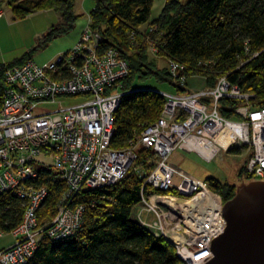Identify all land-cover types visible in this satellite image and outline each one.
Segmentation results:
<instances>
[{"label":"built area","instance_id":"built-area-1","mask_svg":"<svg viewBox=\"0 0 264 264\" xmlns=\"http://www.w3.org/2000/svg\"><path fill=\"white\" fill-rule=\"evenodd\" d=\"M2 12H0V18ZM149 27L145 43L151 54L158 48ZM74 47L46 64L27 60L4 70L0 107V194L11 193L25 202L22 221L8 234L11 246L0 249V264H27L42 237L67 239L83 226L84 208L71 207L80 190L110 187L130 171L142 172L134 163L137 146L151 151L154 166L144 178L140 202L131 219L153 236L174 248L183 264H203L213 256L214 238L224 232L223 201L205 180L173 169L167 160L176 151L193 153L210 164L227 154L242 158L244 176L264 181V107L254 106L248 94L219 76L215 87L169 93L155 90L165 98L159 119L146 127L136 146L111 149L114 115L124 92L121 81L130 68L117 50L99 53V34L84 28ZM134 44L133 35L130 37ZM172 84L187 88L185 66L167 61ZM78 97L70 107L46 111L62 98ZM221 99L238 102L234 117L223 118ZM241 166V167H242ZM48 170L54 181L64 185L52 221L39 226L37 212L48 196L45 185L33 184L40 172ZM174 175L179 183L173 184ZM250 182V181H248ZM248 182H244L248 183ZM144 186L152 192L144 193ZM7 235L0 230V237Z\"/></svg>","mask_w":264,"mask_h":264},{"label":"trees","instance_id":"trees-1","mask_svg":"<svg viewBox=\"0 0 264 264\" xmlns=\"http://www.w3.org/2000/svg\"><path fill=\"white\" fill-rule=\"evenodd\" d=\"M155 1L95 0L89 13V28L101 38L99 53L117 50L130 68L127 78L121 81L124 95L114 115V135L109 146L115 151L131 147L163 111L165 98L147 88V83L165 85L172 93L187 90L172 84L167 67L160 69L149 58L145 43L149 27L154 28L150 36L157 45V56L184 64L188 79L206 78V87L213 88L218 77L225 76L243 92L254 95V106L264 107V0H167L159 16L151 21ZM4 4L18 20L46 10L61 15V21L48 30L38 48L70 34L79 19L74 0H0V6ZM132 35L134 44L130 41ZM27 60H33L31 53L12 64L0 65V107L5 68ZM237 105L235 100L221 99L218 112L231 119ZM145 152L152 156L149 150H137L136 165L144 161L147 174L154 166L145 162ZM237 174L243 178V166ZM205 181L219 193L223 203L233 199L238 189L213 177ZM32 183L47 187L48 196L37 212L39 226L43 227L54 219L65 188L51 179L48 170H42L40 178ZM143 183L144 178L129 172L110 187L80 190L70 205L84 208L81 229L63 240L42 237L27 264H183L171 244L131 219L133 207L140 202ZM151 192L144 186L145 194ZM24 208L22 198L0 194V230L8 235L20 224Z\"/></svg>","mask_w":264,"mask_h":264},{"label":"rangeland","instance_id":"rangeland-1","mask_svg":"<svg viewBox=\"0 0 264 264\" xmlns=\"http://www.w3.org/2000/svg\"><path fill=\"white\" fill-rule=\"evenodd\" d=\"M75 7L74 12L79 16L76 26L70 34L63 36L57 40L48 43L43 48H38L40 42L43 40L48 30L54 26H57L61 21V15L54 13L50 10L36 12L34 15L24 18V20L15 19L9 8L4 4L0 9L2 12V17L0 20V65L12 64L15 60H19L24 57L27 53L32 54V59L35 63L42 64L51 60L53 56L59 50H69L74 47V43L78 38L76 35V30H81L89 26V13L95 5V0H74ZM167 0H156L152 7V15L150 20L156 19ZM146 28V27H145ZM142 31L145 29H141ZM74 44V45H73ZM73 45V46H72ZM70 51V50H69ZM149 58L154 59L155 65L157 67L164 68L167 67V60L164 57H158L157 55L148 52ZM50 62V61H49ZM207 86V79L202 77H195L188 79L186 86L188 90L196 91L197 89ZM149 89L160 90L171 92L172 89L165 85L158 86L153 83H147L145 85ZM81 102L78 97L72 98H62L60 103L50 104L44 109L46 111L61 109L62 107H70ZM136 139L131 146H136ZM127 148H122L125 150ZM141 146H137V150H141ZM145 162L149 166L152 156L148 153H142ZM141 154V155H142ZM237 153L227 154L224 156L223 160L210 162L207 164L203 162L193 153H184L181 151H176L167 160V164L170 165L175 170H180L187 175L198 179L206 180L207 178H215L219 181H227L230 184H234L237 188L241 187L244 180L240 179L237 171L242 166V158ZM138 159L134 163V166H138L139 170L143 174L144 167L142 166L144 161L139 165L137 164ZM145 163V164H146ZM131 173L133 172L130 171ZM134 173V172H133ZM138 177H140V175ZM246 182H248L246 180ZM179 179L174 175L173 184L177 185ZM13 238L9 235H4L0 237V248H6L11 245Z\"/></svg>","mask_w":264,"mask_h":264},{"label":"water","instance_id":"water-1","mask_svg":"<svg viewBox=\"0 0 264 264\" xmlns=\"http://www.w3.org/2000/svg\"><path fill=\"white\" fill-rule=\"evenodd\" d=\"M222 208L224 232L203 264H264V181L243 184Z\"/></svg>","mask_w":264,"mask_h":264},{"label":"crops","instance_id":"crops-1","mask_svg":"<svg viewBox=\"0 0 264 264\" xmlns=\"http://www.w3.org/2000/svg\"><path fill=\"white\" fill-rule=\"evenodd\" d=\"M2 7H3V6H0V9H1ZM11 15H12V14H11ZM0 20H1V18H0ZM83 29H84V28H83ZM83 29H81V30H76L75 33H76V35H77L78 38L76 39L75 43H76V42L78 41V39L80 38V36H81L80 34H81V32L83 31ZM73 30H74V29H73ZM73 30H72V31H73ZM72 31H71V32H72ZM59 38H61V37H59ZM56 40H57V39H56ZM75 43H74V44H75ZM74 44H73V45H74ZM73 45H72V46H73ZM69 50H70V49H69ZM69 50H59V51L56 52L53 56L50 57L51 60H49V61H53L57 56H59V54H61V53H65V52H67V51H69ZM49 61H48V62H49ZM48 62H45V63H42V64H46V63H48ZM11 245H12V243H11ZM11 245H10V246H11ZM8 247H9V246H8ZM6 248H7V247H6ZM0 249H4V248H0Z\"/></svg>","mask_w":264,"mask_h":264}]
</instances>
